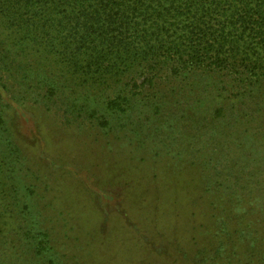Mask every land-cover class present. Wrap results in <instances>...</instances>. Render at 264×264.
Segmentation results:
<instances>
[{"label": "rangeland", "instance_id": "obj_1", "mask_svg": "<svg viewBox=\"0 0 264 264\" xmlns=\"http://www.w3.org/2000/svg\"><path fill=\"white\" fill-rule=\"evenodd\" d=\"M221 80L201 77L183 93L162 87L151 96L152 106L142 100L119 113L99 104L114 95L89 88L92 81L85 88L68 82L71 87L56 93L76 108L66 102L24 105L16 121V168L0 173V193L10 178L16 181L1 199L12 204L7 212L17 208L4 219L7 259L253 262L246 244L222 233L220 224L228 217L252 220L248 212L264 205V123L247 119L253 114Z\"/></svg>", "mask_w": 264, "mask_h": 264}, {"label": "trees", "instance_id": "obj_2", "mask_svg": "<svg viewBox=\"0 0 264 264\" xmlns=\"http://www.w3.org/2000/svg\"><path fill=\"white\" fill-rule=\"evenodd\" d=\"M212 76L232 84L253 114L247 119L264 123V0H0V173L16 168L22 107L65 104L60 94L68 82L85 88L92 81L89 88L112 92L99 104L119 113L142 100L152 106L162 87L183 93ZM10 181L8 189L15 188ZM6 193H0V264H15L4 251V219L17 209L7 212ZM251 210L252 220L225 218L221 232L246 244L248 264H264V205Z\"/></svg>", "mask_w": 264, "mask_h": 264}]
</instances>
